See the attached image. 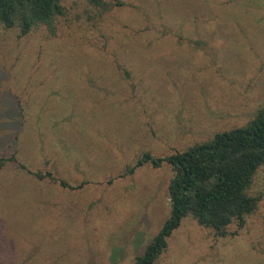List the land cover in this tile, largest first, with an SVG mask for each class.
I'll use <instances>...</instances> for the list:
<instances>
[{
  "label": "rangeland",
  "instance_id": "374dc122",
  "mask_svg": "<svg viewBox=\"0 0 264 264\" xmlns=\"http://www.w3.org/2000/svg\"><path fill=\"white\" fill-rule=\"evenodd\" d=\"M121 1L62 0L54 32L0 24V264H133L173 171L126 168L264 105V0ZM251 193L243 227L217 237L188 216L155 264H264V165Z\"/></svg>",
  "mask_w": 264,
  "mask_h": 264
},
{
  "label": "trees",
  "instance_id": "16d2710c",
  "mask_svg": "<svg viewBox=\"0 0 264 264\" xmlns=\"http://www.w3.org/2000/svg\"><path fill=\"white\" fill-rule=\"evenodd\" d=\"M88 3L100 15L122 1L88 0ZM64 15L62 0H0V24L19 27L21 36L40 27L54 32ZM165 163L173 171L168 186L170 213L133 264H155L166 251L168 239L188 216L214 230L217 237L226 236L233 223L240 228L245 225L261 199L251 193V188L264 165V105L245 125L217 132L184 150L167 156L143 151L125 174L147 164L159 168ZM35 174L41 179L46 176L40 171ZM47 175L56 179L52 173ZM61 184L72 189L82 186H72L65 180Z\"/></svg>",
  "mask_w": 264,
  "mask_h": 264
}]
</instances>
